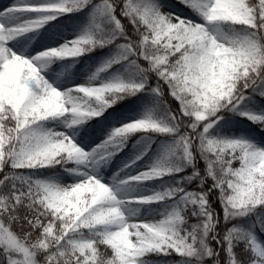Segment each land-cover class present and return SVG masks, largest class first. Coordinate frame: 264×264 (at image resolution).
Instances as JSON below:
<instances>
[{
    "label": "snow or ice",
    "instance_id": "obj_1",
    "mask_svg": "<svg viewBox=\"0 0 264 264\" xmlns=\"http://www.w3.org/2000/svg\"><path fill=\"white\" fill-rule=\"evenodd\" d=\"M179 3L203 23L162 13L153 0H19L0 13L10 18L31 14L17 24L0 23V264H149V256L173 253L180 258L177 264H264V244L254 234L236 226L217 231L221 218L209 198L219 193L225 224L264 208V149L208 136L221 110H236L249 89L264 97V0ZM89 6L88 26L59 48L28 59L6 47L57 16ZM118 39L123 41L116 44L118 55L97 72L128 62L142 81L89 82L61 92L41 75L52 58H77ZM145 73L155 74L159 82L151 89L155 96L166 86L179 106L163 120L148 116L116 128L90 152L63 133L40 127L66 116L71 117L67 127L99 117L125 95L142 91ZM240 115L264 130V116ZM134 133L167 135L172 142L154 165L120 180L118 187L74 169L69 171L84 176L83 181L63 187L24 175L56 164L98 168ZM186 169L191 174L181 175ZM165 176L180 178L163 192L117 198L130 184ZM193 181L200 191L186 190ZM168 201L158 221L126 222L128 206ZM189 212L196 223H188ZM258 226L264 232V224L258 221Z\"/></svg>",
    "mask_w": 264,
    "mask_h": 264
},
{
    "label": "rangeland",
    "instance_id": "obj_2",
    "mask_svg": "<svg viewBox=\"0 0 264 264\" xmlns=\"http://www.w3.org/2000/svg\"><path fill=\"white\" fill-rule=\"evenodd\" d=\"M19 0H9L8 6L6 9L12 7L13 3L17 4ZM28 3L31 4H40L45 2V0H27ZM12 3V4H11ZM10 5V7H9ZM6 9H2L0 13H4ZM89 10H92V7H89ZM162 13L171 14L174 17H180L184 20L194 21L196 23H203L200 17L191 12L177 11L176 8L166 5L160 8ZM31 14L19 15L14 21H11L7 26L12 24L20 23L26 19H30ZM222 31L227 33L225 26L222 28ZM82 34V33H81ZM80 34H76L75 32L67 30L63 26V24L57 23V18L45 24L43 27L39 28L37 31L25 33L23 35L17 36V38L22 39L24 42H28L33 47V53L31 55L22 56L24 58L31 59L36 55L54 48H59L64 45L66 42L74 40L78 38ZM11 52L15 53L9 46L6 44ZM114 50V51H113ZM113 50L109 52L105 59H103L100 63L99 68L107 61L111 60L114 56L118 55V49L116 45L113 46ZM17 54V53H15ZM19 55V54H17ZM57 65L52 67L53 63ZM96 66H94L90 61L84 58V55H81L77 58H52L48 61L47 66L41 70V75L43 78L55 89L53 86L54 81H60L63 83V88H61V92H64L69 89H74L79 86H87L89 82L93 86H99L101 83L110 82L112 77V72L107 69L102 73L97 72ZM95 76V80H91V77ZM151 91L147 89V86L138 93H144L145 95H153ZM83 96V94H79ZM157 97V96H155ZM241 113H250L258 116H264V110L261 112H248L242 111ZM103 114V113H102ZM102 114L99 116L101 117ZM242 118L250 121L253 125L260 126L259 124L253 123L251 120L247 119L245 116L241 115ZM96 117V118H99ZM147 115L141 113L128 114L120 120L113 119V125L115 128H119L128 123L134 122L136 120H140L146 118ZM71 119L70 116H66L56 120H48L42 122L40 127L45 131H53L63 133L68 136L72 142L79 148H81L84 152H90L97 145L101 144L109 135L104 134L103 132H94L89 133L83 129V123L79 125H74L72 127H67V121ZM262 129V128H261ZM211 130V129H210ZM209 130L208 136L212 139L217 140H229V139H237V140H250L253 145L264 149V145L260 142L259 132H255L254 134L248 136H239V137H222V136H214ZM139 134V133H134ZM131 134V135H134ZM145 134V133H140ZM130 135V136H131ZM169 140L172 139L170 136ZM172 141H167L165 143H161L159 147H157L152 154L150 153L147 161H139L136 159L137 155L133 152H127L123 157H115L113 156L106 164L98 168H93L91 166L84 165H75L73 163L60 165L56 164L55 166L45 167V168H37L32 170H25L24 175L28 176L32 180H38L45 183L55 184L58 186H66L73 185L78 182H82L84 176L76 175L73 171H69V169H74L75 171L83 172L86 175L95 176L100 182L104 183L106 186L110 187H118V182L127 178L128 176H135L140 172L146 171L152 165H154L159 159L163 156V149L167 144H170ZM263 145V146H262ZM132 161H135L133 164ZM126 165H130V167H126ZM188 169L185 170L186 173ZM122 173V174H121ZM114 174V178L111 180V176ZM83 177V178H82ZM119 178V179H118ZM162 179V178H161ZM151 181V180H150ZM150 181L144 183H134L128 185L126 188L120 190L117 193V198L131 199L138 197H147L156 192H161L158 190L151 189L148 186ZM171 202H163V203H154L148 205H130L125 210V218L126 222L131 223H143V222H156L162 218V213H164L167 208L170 206ZM132 216V217H131ZM135 239V237H132Z\"/></svg>",
    "mask_w": 264,
    "mask_h": 264
},
{
    "label": "trees",
    "instance_id": "obj_3",
    "mask_svg": "<svg viewBox=\"0 0 264 264\" xmlns=\"http://www.w3.org/2000/svg\"><path fill=\"white\" fill-rule=\"evenodd\" d=\"M153 2L159 7V9L162 6L169 5L176 8L178 11L190 10L183 4L179 3V0H153ZM93 3H96V0H93ZM89 7L80 12H73L67 15L57 16V23L63 24V26L69 31L75 32L76 34H81L89 23L92 11L89 10ZM225 29L228 32L229 28L227 25H225ZM122 42V40L118 39L106 47L96 48L93 51L84 54V58L90 61L94 66H96V68H99L101 61L106 58L107 54L111 52V50H113V46ZM137 62L143 67H147L143 61ZM55 65L56 64H53L52 66L54 67ZM108 69L110 72H112V77L110 79L111 81L120 79L124 80L125 82H140L143 79L142 75L136 72L133 66L128 62L113 64L112 67ZM144 75L147 77L145 83L147 89L151 90L152 88H155L159 83L155 77V74L145 73ZM178 107L179 106L176 104V102L171 98V96L168 95L166 86H164V90L159 97H155L152 94L145 95L144 93L125 95L123 99L117 100V102L113 104L112 107L107 108L101 117L86 119L83 122V129L89 133L103 132L104 134L108 135L114 129H116L112 123L113 117L115 119H121L128 114L141 113L147 115V117L151 116L158 120H163L166 112H174L178 109ZM262 110H264V97L249 89L245 94V99L241 102L236 110H221L222 115H218L216 122L210 131L214 136L218 135L226 138L243 135L247 136L250 133L259 132L260 142L264 145V130L261 129V126L253 125L240 115L242 111L261 112ZM183 131L184 129L181 128V132ZM165 136L166 135L153 133H139L131 135L125 141L124 147L114 156L117 158L123 157L127 152H133L137 156L141 157L139 159L140 161H147L150 153L152 154V152L157 147H159L162 142L165 143L167 141H172V139L169 140V137ZM246 142L252 144L253 141L247 140ZM235 166H238V164ZM189 174H191V169H188L186 173H182L181 175ZM2 175L3 174L0 173V177H2ZM179 178L180 177L177 176H165L162 179L151 180L150 183H148V186L151 189L163 192L166 189H170L171 187L175 186L176 180ZM185 187L188 191L201 190L196 181H193ZM209 198L214 212H216L221 218V222L217 225L218 232H222L227 228L236 226L241 230L251 232L262 244H264V232H262L258 226V221L259 223L264 224V208H259L254 213H251L246 217L237 218L225 224L222 219V208L219 204V193L217 192L215 195L209 193ZM187 216L189 224L197 222L196 219L192 217L190 212L187 213ZM212 243L215 244L214 241ZM237 251L243 259L245 254L243 253L242 245L237 246ZM147 259L149 260V264H177L180 258L176 256L175 253H173L172 256L153 255L147 257Z\"/></svg>",
    "mask_w": 264,
    "mask_h": 264
},
{
    "label": "bare ground",
    "instance_id": "obj_4",
    "mask_svg": "<svg viewBox=\"0 0 264 264\" xmlns=\"http://www.w3.org/2000/svg\"><path fill=\"white\" fill-rule=\"evenodd\" d=\"M8 1L9 0H0V12L2 9L3 10L6 9V7L8 6ZM14 5H15V3H13L11 6H14ZM9 7H10V5H9ZM18 16L19 15H17L15 18L0 16V23H4L7 26L11 21H14ZM8 46L13 51H15V53L19 54L20 56H27V55H31L33 53V47L31 46V44L28 42H24L22 39L17 38V37L15 39L9 41ZM53 86H55L58 90H61V88H63V83L60 81H54ZM114 178L117 180V178L114 177V174H113L111 176V180Z\"/></svg>",
    "mask_w": 264,
    "mask_h": 264
}]
</instances>
